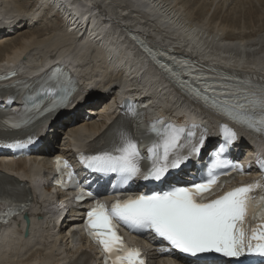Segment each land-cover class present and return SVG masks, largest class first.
<instances>
[{"label": "bare ground", "instance_id": "6f19581e", "mask_svg": "<svg viewBox=\"0 0 264 264\" xmlns=\"http://www.w3.org/2000/svg\"><path fill=\"white\" fill-rule=\"evenodd\" d=\"M227 1L34 0L30 3L26 0H0V69L3 70L0 73L18 67L22 71L37 72L48 67L51 61L60 60L68 63L82 82V88L72 87L68 106L57 112L46 127H38V141L30 148L26 159L4 161L3 159L11 153L9 150L0 152V170L31 182L27 187L31 195L29 204L10 219L15 224L10 226V220L4 225L0 223V231L4 233L0 238L4 239L1 246L10 247L9 238L15 237L12 233L14 231L22 242L12 250L15 253L11 252L19 257L4 264H98L97 246L89 243L81 234L71 231L81 223L83 210H68L57 220H49L55 196L49 188L38 187L33 183L37 178L43 180L53 156L63 155L73 159L81 183L90 179L94 180L96 185L100 182L103 188L109 190L111 179L105 181L95 173L82 170L83 164L78 161L77 150L86 151L104 143L105 137L111 132V125H107L108 120L112 119L116 106L120 105L116 103L123 96L127 103L136 100L147 104L152 115L167 116L169 121L184 124L186 133H194L190 143L198 144L201 136L205 138L201 152L193 155L188 164L172 171L164 181L170 184L185 181L189 179L190 173L195 172L194 166L202 163L208 153L206 146L213 149L220 142L221 117L168 86L150 64L142 63L138 50L122 38V31H132L134 35H130L131 37L135 34L142 36L141 41L145 45L157 50L172 53L185 50L192 55V60L201 63H197L198 65H218L224 69L230 67L239 70L242 75H250L254 78L253 81L264 80V0ZM10 3H14L13 12L4 11ZM46 11L57 14L61 23L49 28L38 26L42 17L46 21L49 15ZM235 13L245 16L244 21L242 16L235 20ZM85 18L89 19V26L83 20ZM171 28L180 30V33L170 31ZM102 33L101 37L96 38ZM143 37L146 42L142 40ZM91 38L94 40L90 41ZM66 51H71L72 55ZM80 67L90 72L86 75L88 78L84 79L94 83V87H89L88 82L82 80L84 75L80 73ZM215 68L217 71L222 69ZM13 71L19 78L26 77L27 81L31 80L29 76ZM86 92L87 97L84 96ZM0 102L6 104L7 101L0 99ZM15 106L16 104H12L10 107ZM90 113H93V116H90ZM224 121L232 124L227 118ZM64 126L68 138L57 148L55 134ZM229 132L235 133L234 142L243 144L241 146L233 143L231 156L238 159L245 150L247 153L238 160L245 159L246 156L253 157L252 152L256 151L258 143L247 138L249 134L239 131L238 128H231ZM262 142L260 139L259 143ZM58 149L59 151H56ZM250 167L255 168V160H252ZM19 183L14 178L0 173V184H3L8 192L23 191V184L20 186ZM39 185L41 186L40 183ZM138 187L139 182L135 180L132 188ZM46 205L49 206L46 210L49 216L42 211ZM23 212L29 217L28 227L21 217ZM38 214L43 217L38 218ZM25 228L28 231L26 237L23 234ZM40 229H53L59 233L67 250L63 246L64 250H55V255L45 247H37V240L34 244L29 243L37 233L43 235L39 232ZM66 230L68 234L64 233ZM73 235L75 242L72 241ZM129 239L130 244H138L141 241L133 236ZM68 240L69 243L76 244L70 250L67 246ZM61 241L59 243H62ZM143 243L149 264H169L165 261L172 260L169 257L170 252L155 247L158 244L156 240L149 242L144 239ZM4 256L0 253V259ZM212 258L213 255L210 254L204 263L182 259L184 264H206ZM155 259L165 261L158 263ZM178 259L179 256L175 260ZM216 262L229 264L225 258L216 259ZM252 264H264V260H256Z\"/></svg>", "mask_w": 264, "mask_h": 264}, {"label": "snow or ice", "instance_id": "6c2138e0", "mask_svg": "<svg viewBox=\"0 0 264 264\" xmlns=\"http://www.w3.org/2000/svg\"><path fill=\"white\" fill-rule=\"evenodd\" d=\"M141 44L147 47L142 41ZM168 59L185 69L184 75L197 82L199 87L191 89L196 99L240 125L264 131V80L221 82L201 74L197 66L190 64L186 58L170 56ZM157 63L174 80L180 79L162 61L157 60ZM49 72L45 73V78H41V91L57 92L58 95L62 91L63 94L44 109L46 112L68 102L73 87L70 75H66L61 68L56 67ZM20 85L29 87L23 82ZM181 86L188 87L186 84ZM35 107L39 109L38 105ZM130 111L133 116L139 115L136 109ZM27 122L5 121L13 128H19ZM141 128H146L156 137L146 138L151 140L147 157L142 155L140 138L120 127L116 132L118 139H113L111 148L85 157L86 167L96 173L117 174L122 184L133 179L162 181L171 170L180 169L193 155H198L206 142L201 136L198 144L190 143L193 132L186 133L184 128L168 124L162 119L151 125L138 124L137 131ZM235 139V133L230 132L226 140L213 150L212 163L198 182L172 187L167 191L154 190L150 194L123 195L110 205L100 201L94 203L86 212L85 226L104 252L105 264H146L140 249L123 243L117 223L134 230L149 231L173 248L192 255L214 251L233 258L245 253L264 256V180L233 186L212 196L220 189L225 178L243 173L240 165L222 158L228 145ZM182 140L189 142L182 143ZM20 143L17 141L8 146L17 147ZM184 149L188 150L187 155ZM225 166L233 171L218 175L217 170ZM261 168L264 170V164H261ZM68 175L71 179L73 174ZM87 197L93 198L94 194L87 192ZM76 199H84V194L81 193ZM25 206L26 203L14 204L9 200L7 212L0 213V216L10 215Z\"/></svg>", "mask_w": 264, "mask_h": 264}, {"label": "rangeland", "instance_id": "374dc122", "mask_svg": "<svg viewBox=\"0 0 264 264\" xmlns=\"http://www.w3.org/2000/svg\"><path fill=\"white\" fill-rule=\"evenodd\" d=\"M27 2H33L34 0H26ZM227 1V0H226ZM229 1L230 0H228L227 2L229 3ZM227 3V4H228ZM13 4L14 3H10V5L8 6V8H4L5 10L4 11H6V12H8L7 10H10L11 12H13L12 11V7H13ZM226 4V5H227ZM214 7V6H213ZM213 7H212V9H213ZM211 9V10H212ZM83 11H84V9H83ZM47 12V19H46V21H44V19H43V17H42V20L40 21V23L38 22V26H40V27H44V28H49L50 26H57V24H60L61 23V20L59 19V17L57 16V14H52V13H54V12H50L49 13V11H46ZM10 13V12H9ZM55 15V16H54ZM240 16H242V18L240 17ZM244 17L245 16H243V15H241V14H239V13H235L234 14V18H235V20H239L240 18L241 19H243V21H244ZM54 20H53V19ZM50 19V20H49ZM5 20V19H4ZM48 20V21H47ZM57 20V21H56ZM46 24H48V26L46 25ZM179 29V28H178ZM16 30V29H15ZM170 31H172V32H175V33H180V30H177L176 31V29H173V28H171V29H169ZM23 31V30H22ZM103 35V33L102 34H100L99 36H97L96 38H98V37H101ZM90 41H92V40H94L93 38H91V39H89ZM61 50H65V48H61ZM66 52H68L70 55H72V53H71V51H66ZM80 69V73L82 74V75H84V77H83V81L86 83V82H88V84H89V87H94V83H89V81H88V79H84V78H86L87 76V74H89L90 72L86 69V68H83V67H80L79 68ZM78 69V70H79ZM88 72H87V71ZM82 71V72H81ZM88 78V77H87ZM90 79H93V78H90ZM89 79V80H90ZM99 79V78H98ZM90 93H92V92H89V94ZM85 95L84 96H86L87 94H88V92H86V93H84ZM87 97V96H86ZM109 102H110V100L109 99H107ZM80 102V101H79ZM93 104H94V102H93ZM104 107V105L101 107V108H103ZM64 113H66V112H64ZM84 113H85V111H84ZM87 113V112H86ZM63 115V114H62ZM79 115H81V112L79 111ZM78 115V117H80ZM90 116H93V113L91 114H89ZM97 118V117H96ZM99 119H100V117H99ZM77 121H79V120H76V122ZM81 121V120H80ZM74 123V122H73ZM65 126L64 127H60L59 129H58V131L56 132V134H55V143H56V147L58 146H62V144H64V142L66 141V139L68 138V135L65 133ZM66 135H65V134ZM63 142V143H62ZM58 143V144H57ZM60 144V145H59ZM57 147V148H58ZM56 151H59V149L58 150H56ZM245 151V150H244ZM244 151H243V153H244ZM246 153V152H245ZM19 177V176H18ZM38 216H39V214H38ZM11 221V220H10ZM10 224V226H13V224H15L14 222H13V220L9 223ZM49 230V229H48ZM52 230V231H51ZM39 232H42L43 233V235L42 236H40V235H37L36 234V236H34V237H32V239L29 241V243H35V240H37V241H39L38 243H37V247H42V248H44L45 247V249H47L48 250V252H54V254L55 255H57V252L55 253V250H57V249H59L60 251H62V250H64V247H65V245L63 244L64 243V240L62 239V241H61V237L59 236L60 234L59 233H57L56 231H54L53 229H50V231H45V230H43V229H40L39 230ZM12 233H14V236L15 237H13V238H9V241H10V247H7V246H1L0 245V250H2V252L0 251V253L4 256V253H5V256L4 257H2L1 259H0V262L1 263H6V262H8V261H12L13 259H16V258H18L19 256L18 255H14L13 253H15L14 251H12L13 249H15V248H17V246H19V243H22L19 239H21L19 236H17V233L14 231V232H12ZM12 233H9L10 235L12 234ZM64 233L65 234H68V232H67V230L66 231H64ZM2 234H4L3 232H1L0 231V238H1V236H2ZM16 234V235H15ZM59 241H58V240ZM2 240H4V239H2ZM2 240L0 239V244H2ZM55 240V241H54ZM62 242V243H59V242ZM54 242H55V244H54ZM57 242V243H56ZM67 243H69V240L67 241ZM60 245V246H59ZM76 244H71V243H69V244H67V246H68V248H69V250L71 249V248H73V246H75ZM53 246V247H52ZM60 248H59V247ZM64 246V247H63ZM36 247V248H37ZM63 248V249H62ZM5 249H7L6 251H5ZM65 249L67 250V248L65 247ZM7 251H9V252H7ZM11 252H13V253H11ZM52 252V253H53ZM44 253V252H43ZM2 260H4L5 262H2ZM0 263V264H1Z\"/></svg>", "mask_w": 264, "mask_h": 264}, {"label": "water", "instance_id": "95a60500", "mask_svg": "<svg viewBox=\"0 0 264 264\" xmlns=\"http://www.w3.org/2000/svg\"><path fill=\"white\" fill-rule=\"evenodd\" d=\"M23 219L25 221L26 227H28L29 226V218H28L26 213H23ZM23 234H24L25 237L28 236L27 228H25Z\"/></svg>", "mask_w": 264, "mask_h": 264}]
</instances>
